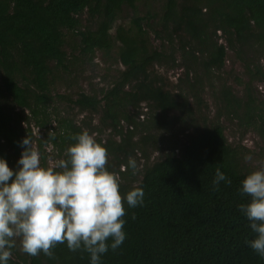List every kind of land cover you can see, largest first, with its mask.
Returning <instances> with one entry per match:
<instances>
[{
    "label": "trees",
    "instance_id": "obj_1",
    "mask_svg": "<svg viewBox=\"0 0 264 264\" xmlns=\"http://www.w3.org/2000/svg\"><path fill=\"white\" fill-rule=\"evenodd\" d=\"M139 1L0 0V157L13 167L23 151L20 142L29 136L36 143L42 166L49 167L45 145L66 159V148L75 143L71 136L90 125L80 126L72 117H62L55 101L65 100L82 112H102L100 126L110 128L112 134L106 142L96 141L119 166H127L135 154V134L159 122L157 118L140 120L144 104L166 126L170 122L165 116L179 111L182 114L174 121L188 119L192 126L187 140L182 145L167 141L174 147L146 165L136 184L128 167L114 171L113 162L107 163L108 170L119 173L123 180L122 194L142 187L145 199L143 206L125 205L126 239L115 251L109 249L102 264H264V258L246 243L255 234L238 207L248 202L239 189L252 171L245 168L242 152L230 143L219 117L210 123L206 117L200 125L192 117L195 110L189 102L192 96L201 110L205 78L211 81L223 71L228 50L264 53V0H165L156 28L150 11V16L137 15ZM125 7L136 14L130 24L118 25L112 35ZM85 13L90 23L86 26L82 22ZM150 28L162 43L159 48L149 39ZM67 34L79 37V51L86 57H94L98 51L108 54L119 43L118 62L123 69L101 96L80 92L73 98L53 93L55 71L69 75L74 65L66 51ZM176 53L182 56L180 61ZM170 64L183 70L177 93L154 70L157 65ZM247 70L250 80L244 85L245 99L226 83L219 92L215 83L210 84L224 104V114L253 128L264 140V95L255 97L251 92L255 80L264 83V71L260 64L253 68L247 64ZM50 112L56 116V129ZM31 119L48 132L36 137ZM151 138L150 133L144 136L143 143ZM143 154L148 157L146 148ZM217 167L231 184L221 182L214 188ZM53 252V258L42 253L31 257L15 247L9 264H90L87 252H71L66 244H57Z\"/></svg>",
    "mask_w": 264,
    "mask_h": 264
},
{
    "label": "clouds",
    "instance_id": "obj_2",
    "mask_svg": "<svg viewBox=\"0 0 264 264\" xmlns=\"http://www.w3.org/2000/svg\"><path fill=\"white\" fill-rule=\"evenodd\" d=\"M71 139L75 143L55 168L42 166L29 136L20 142L23 151L15 168L0 157V264H9L18 240L28 256L53 258L56 245L66 244L71 252H87L90 264H102L109 249L125 241V205L143 206V188L122 194L118 177L106 167L107 149L88 131ZM127 167L135 174L137 161L130 157ZM221 182L231 184L217 167L214 188ZM239 192L248 198L239 211L255 234L246 243L264 258V166L246 175Z\"/></svg>",
    "mask_w": 264,
    "mask_h": 264
},
{
    "label": "rangeland",
    "instance_id": "obj_3",
    "mask_svg": "<svg viewBox=\"0 0 264 264\" xmlns=\"http://www.w3.org/2000/svg\"><path fill=\"white\" fill-rule=\"evenodd\" d=\"M165 0H140L138 3V12L137 15L145 16L148 15V11L153 14V27L159 26L157 24L160 21L163 13V3ZM136 12L129 8L125 7L121 16L116 21L113 29L111 30L112 35H115L116 27L120 24L128 25L131 22V19L135 16ZM151 19V18H150ZM83 25L86 26L89 23L88 15L85 13L82 17ZM154 47L159 48L162 43L160 40L155 39V33L150 28V37ZM220 42H225L223 38L219 39ZM80 40L79 37L67 34L66 38V51H68L69 56L72 57V71L69 75L63 74L61 72L55 71L54 73V82L52 91L54 94H62L65 96H71L75 98L80 92H96L101 96L102 90L111 87L112 84L116 81V78L119 76L120 71L123 69V66L118 62V47L119 43H115L113 49L108 54L102 53L100 51L96 52L94 57L83 56L79 51ZM166 49V48H165ZM178 60H181V55L176 53L175 55ZM76 57V58H75ZM247 64L254 67V65H262L264 71V53H258L245 50L241 54H238L234 50H228L227 61L223 71L215 74V76L210 81L205 78V87L204 91L201 92V97L204 103V106L199 111L197 109L195 99L190 96L189 102L195 110V114L192 115L196 119V123L204 122V118L208 117L206 122H215L218 117L221 124L225 127L226 136L228 137L230 143L235 147L240 149L242 161L244 162L245 168H248L250 171H255L258 168L264 166V140L261 138L260 134L253 128H247L245 125H241L238 119H231L227 117L222 111V105L219 99L216 98L214 94V89L212 88L211 82L215 83L216 90L219 92V89L222 83L228 84L235 92V94L245 99L246 93L244 90V85L250 80V75L247 70ZM154 70L161 74L167 83V88H169L174 93L178 92L179 87V77L182 76L183 70L180 66L173 67L171 64L168 66L157 65ZM252 93L255 97H262L264 95V83L261 80H255L252 83ZM56 111L60 112L62 117L70 116L72 117L77 124L80 126H85L87 122L90 127L85 126V130L88 131L95 139L100 138L102 142H106L111 136V129L100 126V121L102 118V112L97 113H88L79 111L78 108H74V105L68 103L65 100L55 101ZM18 109L15 110L17 112ZM219 112H222L220 114ZM51 113V112H50ZM140 120L141 121H151L152 119L159 121L157 124L152 125L150 128L140 131L138 134H135L133 137V142L137 146L135 154L131 157L137 161L138 170L135 173L134 184L142 178L143 169L146 165L157 160L164 151L170 150L174 147V143H167V141L172 140L176 142L184 143L187 140V131L191 132L189 128L191 126L190 121L178 123L174 121V118L182 114L181 112H170L165 116V119L170 123L166 126L162 120H159L160 116L157 113L151 111L147 104H144L141 109ZM52 114V113H51ZM185 117H189L184 115ZM52 127H57V121L54 120L56 117L52 114ZM123 126H127L126 122H123ZM26 124H23V127H26ZM31 127L33 133L36 137H42L44 133L48 132V128H41L36 124V122L31 119ZM192 127V126H191ZM189 129V130H188ZM151 134V141L146 144L143 143V137ZM116 141L120 140L119 137L115 138ZM141 140V142H140ZM33 147L36 149V143L33 142ZM46 149V158L47 164L49 167L55 168L56 163L63 159L64 154L58 155L56 151L52 149L51 145H45ZM143 148H146L148 157H145L143 154ZM11 153V151H9ZM251 157V159H246V157ZM19 160V159H18ZM13 161V167L17 166V161ZM108 162H113L114 171H117V168L121 171H126L127 166L121 164L118 165V162H114L111 156L108 155ZM116 163V164H115ZM119 181H123L119 173H114ZM132 179V178H131ZM128 181H131L130 179ZM17 250L19 253H22L20 250L19 240L17 241ZM14 256V255H13Z\"/></svg>",
    "mask_w": 264,
    "mask_h": 264
}]
</instances>
